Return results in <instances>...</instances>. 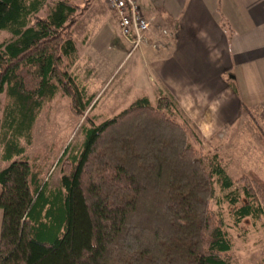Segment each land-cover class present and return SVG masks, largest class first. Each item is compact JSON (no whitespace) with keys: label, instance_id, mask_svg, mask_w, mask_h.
<instances>
[{"label":"trees","instance_id":"obj_1","mask_svg":"<svg viewBox=\"0 0 264 264\" xmlns=\"http://www.w3.org/2000/svg\"><path fill=\"white\" fill-rule=\"evenodd\" d=\"M85 10L73 0H0V35H11L0 39V264H232L214 202L222 193L236 224L258 218L264 179L250 171L234 180L218 154H205L171 94L84 126L82 147L59 158L58 184L47 158L26 154L59 92L76 118L93 105L70 73Z\"/></svg>","mask_w":264,"mask_h":264},{"label":"rangeland","instance_id":"obj_2","mask_svg":"<svg viewBox=\"0 0 264 264\" xmlns=\"http://www.w3.org/2000/svg\"><path fill=\"white\" fill-rule=\"evenodd\" d=\"M73 1L86 7V10L73 28L77 45V61L70 69V73L80 85L87 88L90 95L94 96V102L83 117L76 118L70 110V98L59 92L53 102L46 104L36 121L33 142L27 146L26 154L29 157L40 156L41 160L47 158L46 175L52 184L59 183L60 172L57 163L65 149L70 147L77 150L82 147L85 140L84 126L102 123L128 108L140 97L148 96L156 104L161 95L168 94L157 78L151 79L152 69L149 62L141 55L144 48L137 50L131 57H127L126 51L129 50V44L121 35L117 18L109 10L105 0ZM49 7L50 4L39 16H46ZM223 17L221 16L222 19ZM222 19L220 22L222 26L218 32H222L226 37L230 36L227 37L230 44L234 35L236 36L239 32L233 31L234 26L231 22ZM211 28L214 32V40L224 46L222 37L217 33L216 25L213 24ZM105 29L111 36L109 42L103 37ZM231 35H233L232 38ZM10 36L8 31H4L0 39L4 40ZM227 38L224 40L225 44ZM243 42L246 46L252 42L256 48H259L258 50H264V26H260V29L239 40V43L243 44ZM117 50L121 51L120 54H115ZM214 51L217 52L215 49ZM211 57V69L208 74L211 75L212 91L223 92L222 81L231 80L234 74L237 76L235 79L237 83L241 82L240 75L238 77L237 72H234V66L227 54L219 56L213 53ZM109 58L110 65L104 68V61ZM260 69L262 74L263 65ZM262 78L264 79L263 74ZM5 102V95H2L0 117ZM181 112L183 116L180 120H188L201 136L203 152L212 156L218 154L220 158L223 157L222 160H228L230 174L234 180L240 179L252 170L258 171L264 177V135L260 133L264 129V106L262 110L244 108L239 115L236 103L229 104V109L220 111L221 118L215 120L218 126L228 123V128H221L212 136H205L194 120L190 119L183 110ZM23 143L25 144L24 140ZM7 165L8 163L0 158V169ZM213 207L223 217L231 237L232 264H264V215L258 218H245L236 224V218L220 192ZM1 223L2 210L0 209V231Z\"/></svg>","mask_w":264,"mask_h":264},{"label":"crops","instance_id":"obj_3","mask_svg":"<svg viewBox=\"0 0 264 264\" xmlns=\"http://www.w3.org/2000/svg\"><path fill=\"white\" fill-rule=\"evenodd\" d=\"M140 1L144 14L155 17L157 22L170 32L169 44L162 51L156 52L150 48L142 50L143 59L149 62L152 69L151 79L159 80L166 92L176 99L181 110L194 120L205 136H212L221 128H228V123L218 126L215 120L221 118L220 111L229 109V104L236 103L239 115L244 108L262 110L264 70L260 74V68L261 65L264 68V50H258L252 42L246 46L244 42L239 43V40L264 26V0ZM221 16H224L225 21L232 23L234 32H239L234 37L231 35L233 41L230 44L227 38L230 36L226 37L222 32H218L222 26ZM213 24L216 25L224 46L214 40L211 28ZM103 37L107 42L111 39L106 29ZM120 52L117 50L115 54ZM213 53L219 56L227 54L230 57L234 72H237L238 77L240 75V83H237V76L234 74V81L222 79L223 92L211 90V75L208 71L211 69ZM110 62V58L105 60L104 68H107ZM262 132L264 129L260 131ZM222 161L231 176L228 160ZM255 173L263 177L258 171Z\"/></svg>","mask_w":264,"mask_h":264},{"label":"built area","instance_id":"obj_4","mask_svg":"<svg viewBox=\"0 0 264 264\" xmlns=\"http://www.w3.org/2000/svg\"><path fill=\"white\" fill-rule=\"evenodd\" d=\"M116 16L121 35L129 44L128 58L137 50L150 48L156 52L169 44L170 32L155 17L144 14L140 0H106Z\"/></svg>","mask_w":264,"mask_h":264}]
</instances>
